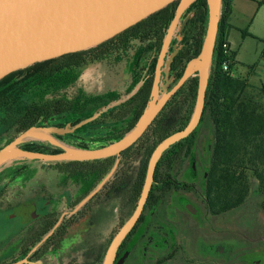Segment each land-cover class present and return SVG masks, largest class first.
Masks as SVG:
<instances>
[{
  "label": "trees",
  "instance_id": "1",
  "mask_svg": "<svg viewBox=\"0 0 264 264\" xmlns=\"http://www.w3.org/2000/svg\"><path fill=\"white\" fill-rule=\"evenodd\" d=\"M232 3L233 0H223V11L202 118V122L209 125L212 132L210 136H207L204 149L208 158L205 182L210 210L215 213H227L238 209L251 196L262 199L261 205L264 209V101H257L249 95L248 91L255 88L249 79L237 76L235 72L237 53L230 49V55L225 56L222 50L223 44H229L228 30L231 26L228 22L232 14ZM259 4L262 5L264 2ZM178 5L179 1L172 3L97 47L35 64L2 79L0 109L5 110L6 115L1 120L3 127L0 129V136L12 129L19 134L47 121L58 127L64 126L66 122L75 125L90 118L100 107L114 101L117 96L102 101L100 98L82 95L77 97V104L64 97L31 102L25 101L24 98L32 90L54 83L62 76L77 72L90 64L119 58L136 39L145 43L140 50L141 56L156 55ZM186 19L182 32V49L174 58L171 68L173 72H176L174 81L176 83L182 77L188 62L197 57L201 51L209 22L207 0H196L183 15L182 20ZM244 35L248 33L245 32ZM148 41L151 43L146 44ZM155 64L156 59L150 67L151 77L138 93L80 129L75 135H71L73 139L78 140L79 148L97 149L89 146L86 141H81L86 135L100 136L114 132L112 134H116V141H119L135 127L149 102ZM225 65L228 67L227 70ZM198 83L197 75L190 78L167 103L143 137L127 151L128 154L133 155L134 159L139 157L141 159L136 199L142 190L148 163L155 148L168 136L183 130L191 120L197 100ZM262 93L264 94V86ZM78 109L81 111L79 112ZM124 118H129L125 129ZM85 128H90V131L93 128L94 133L88 134ZM198 128L188 138L164 153L157 165L155 179L163 181L165 175L172 171V166L181 158L182 152L185 149L191 150L195 146L193 139L196 137ZM21 149L44 154H57L62 151L38 143L26 144ZM122 155L124 156V153ZM114 162L113 157L94 162H69L68 164L95 165V171L99 173L95 182L98 183L113 167ZM158 194L163 195L160 191H151V201L152 197H157Z\"/></svg>",
  "mask_w": 264,
  "mask_h": 264
},
{
  "label": "flooded vegetation",
  "instance_id": "2",
  "mask_svg": "<svg viewBox=\"0 0 264 264\" xmlns=\"http://www.w3.org/2000/svg\"><path fill=\"white\" fill-rule=\"evenodd\" d=\"M164 39L156 55L141 56L140 50L145 43L137 39L132 41L127 51L124 50V55L135 52L136 69L132 78L141 79V88L151 77L150 67L156 59L152 75L153 88ZM182 42L183 38L177 43L180 49L175 52L176 39L173 37L165 58L170 64L166 66L165 63L162 68L160 86L164 80L168 91L179 82H174L176 72L171 68L174 58L182 49ZM149 43L151 42L146 44ZM166 69L168 73L165 72ZM11 142L0 147V150ZM204 149L205 144L196 153V163L189 165L184 171L180 170L183 151L181 158L172 166V171L165 175L163 181L155 179V171L151 191L157 190L163 195L152 197V201L149 196L140 218L122 242L113 264H264V231L259 230L256 219L248 216L243 221L237 220L236 224L233 221V227L223 225L226 215L239 211L247 202L227 213L210 210L205 182L208 158ZM128 150L123 152L124 156L122 153L114 157L113 167L99 184L115 167L116 170L97 192L95 190L99 184L94 180L99 173L95 171V165L62 162L51 167L65 177V185L44 187L40 193L32 190L28 196L23 191H14V203L7 210L6 197L10 187L31 170H20L14 178H10L9 185L1 183L0 180V264H103L114 237L134 214L142 192L141 190L136 199L141 159H134L132 154H128ZM118 160L120 162L115 166ZM136 162L138 169L134 177L132 171ZM132 178L133 180H129ZM94 184L95 188L90 191ZM113 199L119 200L120 217L108 236L99 234L97 238L100 246L95 249L87 242L90 225H103L96 217L97 209ZM166 200H170V205L165 209L163 205Z\"/></svg>",
  "mask_w": 264,
  "mask_h": 264
},
{
  "label": "water",
  "instance_id": "3",
  "mask_svg": "<svg viewBox=\"0 0 264 264\" xmlns=\"http://www.w3.org/2000/svg\"><path fill=\"white\" fill-rule=\"evenodd\" d=\"M176 1H179V5L157 61L151 100L135 127L122 139L99 149L65 148L60 145L61 153L44 154L23 150L18 145L33 139H47L52 142L50 133L61 134L69 131L32 127L0 150V167L11 160L62 163L118 157L143 137L167 103L187 81L198 76V94L191 120L183 130L162 140L153 151L137 208L114 237L103 264L114 263L122 242L140 218L152 190L157 165L164 153L192 135L202 121L223 0H207L209 22L201 51L188 62L179 82L170 91L165 86L161 96L162 68L165 63L166 66L170 64L165 58L183 14L196 0H0V81L35 64L97 47ZM165 72L168 73L167 69ZM100 116L101 113L96 114L83 125ZM115 170L116 168L108 175L98 191ZM92 196L93 194L86 200Z\"/></svg>",
  "mask_w": 264,
  "mask_h": 264
},
{
  "label": "rangeland",
  "instance_id": "4",
  "mask_svg": "<svg viewBox=\"0 0 264 264\" xmlns=\"http://www.w3.org/2000/svg\"><path fill=\"white\" fill-rule=\"evenodd\" d=\"M245 5V8L249 9V7H253L251 17L247 18L240 12L235 13V18L232 22L233 26L229 28L228 34L231 43L233 44L234 50L237 53V66H236V74L238 77L242 79H249L250 83L255 87L251 88L249 95L253 96V98L257 99V101H264V94L262 93V87L264 86V37H254L250 35L251 33V24L253 18V12H255V3L251 0H241ZM190 8V7H189ZM188 8V9H189ZM187 9V10H188ZM186 10V11H187ZM185 11V12H186ZM223 11V9H222ZM258 19V17H257ZM186 20H182L177 27V31L174 35V39H176L175 44V52H177L180 48L177 47V43L180 42L183 38L182 32L185 27ZM261 26L264 34V16L261 20ZM248 33V35H244V33ZM264 36V35H263ZM172 55H170L171 57ZM135 52L128 53V55H122L117 59H111L108 61H104L101 63L90 64L77 72H73L69 75L62 76L60 79H57L54 83L44 85L43 87H38L37 89L32 90L31 92L26 94L25 101H46L52 98L64 97L69 99L71 102H75L77 104V97L82 95L91 97V98H100L102 101L108 100L109 98L116 99L109 104L100 107L90 118L95 116L98 113H101V116L107 114L110 110L115 109L116 107L122 105L127 102L130 98H132L135 93L141 88L140 82L141 79L134 80L132 78L135 72ZM168 87L166 82L163 80L162 88L160 89V96L164 93V87ZM80 112L81 110L78 109ZM5 110L0 109V129L2 126L1 120L5 117ZM100 116V117H101ZM99 117V118H100ZM87 118L77 124H72L71 122H66L64 126H54L50 122H45L42 125L35 126L37 129H48V128H57L62 131H69L67 133H50L49 137L52 138V142L45 140H28L26 142L20 143L18 145L19 148H22L26 144L30 143H38L41 145H45L48 147H52L54 149H61L60 145L65 148H79L77 146V141L71 137V135H75L79 132L80 129L88 126L94 121L83 125ZM98 119V118H97ZM96 119V120H97ZM129 122V118H124V129L126 123ZM88 131V134H93V128H85ZM199 130L197 131L196 137L193 139L195 146L191 149L184 150L183 160L181 162L180 170L184 171L189 168V165L195 164L197 161L196 153L203 148V144L207 141V136L211 135V128L206 123L202 122L199 125ZM23 133V132H22ZM22 133H16L15 129H12L10 132L6 134H2L0 136V146L9 143L10 140H14ZM111 133L102 134L100 136H89L86 135L85 139H81V141H86L89 146L92 148H101V146L111 145L116 141V134L113 135ZM111 136V137H110ZM97 137V138H96ZM59 145H57V144ZM202 143V144H201ZM82 149V148H79ZM120 160L116 162L117 166ZM57 163H43L38 161H27V160H11L4 163L0 167V180L1 183L8 184L10 178H14V176L22 169H29L31 171H27L24 173L18 182L13 184L10 187L9 192L6 197V205L8 204L11 208L14 203L13 192L18 190V193L22 191L28 196V194L35 190V192H39L41 188L44 187H56L58 185H65V177L58 172L55 171V168H52ZM47 166V167H46ZM46 167V168H45ZM134 169L132 171L133 176L137 173L138 163L136 162L133 165ZM116 168V167H115ZM4 180V181H2ZM129 180H133L129 179ZM69 181V180H68ZM95 182V180H94ZM104 182V181H103ZM101 182H95L98 185V188L95 192L98 191L99 187L103 184ZM70 183H73L70 180ZM96 184L92 185L89 189L93 190ZM105 185V184H104ZM103 185V186H104ZM25 190V191H24ZM89 191V192H90ZM88 192V193H89ZM94 194V193H92ZM91 194V195H92ZM172 195L169 194L168 196ZM187 196L190 197V194L186 193ZM8 199V201H7ZM10 201V202H9ZM24 201V200H22ZM27 201V200H26ZM87 201V200H86ZM85 201V202H86ZM168 200L163 205V208H167L170 203ZM83 202L82 205L85 203ZM5 205V204H4ZM81 205V206H82ZM80 206V207H81ZM7 208V206H5ZM4 207V208H5ZM3 208V209H4ZM2 209V210H3ZM120 203L119 200L113 199L106 204H103L102 207L97 209L96 217L103 222V225L99 227V224L90 225V229L88 231V240L91 245L94 246L95 249H98L100 246V242L98 241V236L101 234L106 237L110 234V232L115 228L118 218L120 217L119 213ZM68 211V210H67ZM251 216L256 219V224L259 226L260 231H264V210L261 206V199L256 197H249L247 200V204L243 206L239 211H236L233 214L226 215L223 219L224 227H233V221L235 224L237 220L243 221L244 218Z\"/></svg>",
  "mask_w": 264,
  "mask_h": 264
},
{
  "label": "crops",
  "instance_id": "5",
  "mask_svg": "<svg viewBox=\"0 0 264 264\" xmlns=\"http://www.w3.org/2000/svg\"><path fill=\"white\" fill-rule=\"evenodd\" d=\"M252 2H254L256 5L255 7V12H253L254 16L252 19V24H251V33L250 35L252 36H256V37H264L262 34L263 33V29H262V26H261V20L264 16V4H259L260 2H264V0H251ZM237 12H240L242 13L246 18L247 16L248 17H251V13L253 11V7H249L248 11L247 9L245 8V5L242 3L241 0H233V3H232V14H231V17L229 19V22L228 24L230 26H233L232 22L235 18V13ZM258 17V19H257ZM229 44H230V47H231V50L232 51H235L234 50V47H233V44L231 43L230 39H229Z\"/></svg>",
  "mask_w": 264,
  "mask_h": 264
},
{
  "label": "built area",
  "instance_id": "6",
  "mask_svg": "<svg viewBox=\"0 0 264 264\" xmlns=\"http://www.w3.org/2000/svg\"><path fill=\"white\" fill-rule=\"evenodd\" d=\"M230 49H231V47L229 44H227V43L223 44L222 50H223V53L225 56L230 55ZM227 69H228V67H227V65H225V70H227Z\"/></svg>",
  "mask_w": 264,
  "mask_h": 264
}]
</instances>
